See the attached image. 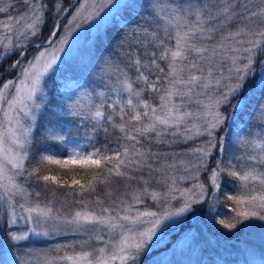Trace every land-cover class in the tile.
<instances>
[{
    "label": "snow or ice",
    "instance_id": "1",
    "mask_svg": "<svg viewBox=\"0 0 264 264\" xmlns=\"http://www.w3.org/2000/svg\"><path fill=\"white\" fill-rule=\"evenodd\" d=\"M20 2L26 5L23 14L0 21V234L12 242L5 264H35L30 251L20 250L30 236L69 232L87 239L57 244L52 249L56 255L45 253L43 264H147L144 257H151L156 239L179 222L176 218L218 214L225 173L240 182V193L227 197L238 210L233 222L218 223L231 231L243 221H264V0H140L125 5L138 10L143 24L133 31L150 37L154 50L145 52L150 59L133 52L134 58L120 67L106 58L101 72L117 74L111 94L95 93L97 103L89 93L87 106L71 95L64 101L65 116L92 123L88 147L75 145L67 158L46 149L31 170L26 162L33 156L36 113L45 101L51 103L44 78L55 70L69 36L113 0H79L78 6L67 7L66 0ZM12 7L0 6V13ZM34 39L43 43L33 44ZM30 47L35 52L26 59ZM132 68L134 78L127 70ZM13 72L17 74L6 78ZM257 92L260 99L250 118L261 127L254 133L248 121L247 131L237 121L252 104L249 94ZM233 128L238 133L229 141ZM112 130L120 133L115 147L107 140L101 147L91 143ZM202 137H207L203 143L182 152L153 150L154 145L171 148ZM48 138L60 144L66 140L54 130ZM230 143L242 154L230 152ZM45 164L66 172L79 169L92 173L91 178L82 182L73 175L69 183L41 175ZM61 189L63 196L58 195ZM42 191L50 196L42 198ZM21 221L25 230H14Z\"/></svg>",
    "mask_w": 264,
    "mask_h": 264
},
{
    "label": "rangeland",
    "instance_id": "2",
    "mask_svg": "<svg viewBox=\"0 0 264 264\" xmlns=\"http://www.w3.org/2000/svg\"><path fill=\"white\" fill-rule=\"evenodd\" d=\"M73 2L78 6L79 0H68V2H65V7ZM138 2L139 0H113V3L108 5L104 11L100 13V16L87 24H83L80 28L76 29L71 36H69V42L65 45V51L60 53L61 59L55 66V70L49 74H53L55 79L52 81L46 80L49 76L48 75L44 78V82L42 83L44 93L48 99L51 100V103L45 101L46 106L37 111L36 121L32 131L33 141H35V139H40V135L48 137L49 132L53 130L64 135L66 140L64 144H60L56 141L54 145H44L42 150H40V153L44 152L46 149H50L61 154L58 158H67L68 150L77 144L85 145L88 141L87 137L91 136L92 133V123L82 121V118L65 116L64 111H66V105L64 104V101L68 99L69 95H71L73 100L79 99L82 105L87 106L90 103L89 93H93L91 100L98 103L100 97L96 96L95 93L103 91L106 94H111L110 84L115 81L117 74L112 73L111 69H107L106 72H101V68L105 67L103 65L92 70L95 74L85 75V77L74 76L72 73L64 72L58 68H60L67 59L74 56L92 37L103 31L107 25L112 24L114 20L117 21L119 26L134 32L133 29L136 26L134 22L138 20L136 23L143 24L137 14L138 10H134L132 13L134 14L133 18L130 20L132 23L119 18V13L125 9V5ZM9 4H12L13 7L10 8L7 13H0V21L6 20L8 16L21 15L26 8V5L20 2V0H0V6L6 7ZM117 5L119 7H117ZM74 10L75 9L73 8L64 18L65 24L67 23V18L71 17ZM97 22H99V27L97 26ZM74 26L75 25H72L71 27ZM151 30H155V28ZM62 35H64L63 30L59 32V36ZM141 35L143 34H139L138 37ZM59 36L56 38L57 41ZM34 52L35 49L32 50L31 54L28 55L26 59L31 58ZM15 58V55L10 57L5 61L4 66L6 67L11 63H8L7 61H12ZM2 70L3 69L0 68V71ZM108 73L112 74L109 75ZM16 74V72L10 73L6 78H11ZM90 83H92L93 87L89 85ZM251 83L253 82L249 81V84ZM145 98L147 99L148 97L145 96ZM152 100L158 103L156 95ZM233 103H235V101H233ZM250 117L251 114H245L241 121H237L238 128H243L247 131L250 123L252 125L251 131L254 133L258 132L261 127L260 121L257 118ZM244 121H248L249 123H244ZM238 128H233L232 133L227 134L229 141H231L233 133H238ZM206 139L207 137H202L198 140L189 141L188 144L195 147L197 144L203 143ZM155 146L160 147L161 145ZM231 146L232 144L230 143V152H235L237 155L242 154L243 149L235 146L234 149L231 150ZM31 150L32 152L34 151L32 145ZM159 151L168 152L167 149ZM214 160L215 157L213 158V164ZM240 163L247 167L250 162L242 161ZM225 174L227 175V173ZM59 178L61 179V177ZM226 181L230 185L228 188L225 187L224 192L227 195H236L240 193L239 181L228 175ZM221 191L222 184L220 191L217 194L218 196ZM232 202L234 203V201ZM236 210L238 209L236 208ZM176 219L179 222L169 227L156 239L151 257H144L147 264H221V261L214 256L216 251L224 252L235 247L241 249V251L247 254L246 259L249 260V264H264V256L256 251V244L254 245L255 242L262 238V235L260 234H264V232L260 230L264 228V221L256 219L243 221V226L238 227V229L233 231V235H231L230 231L218 223V221L223 218L220 217L216 211H214L211 216L198 214L188 218L180 217ZM13 229L21 231L25 230L24 222H19L17 225L13 226ZM83 239H87V236L73 234L71 232L67 234H50L48 237L32 235L28 240L20 243V250L22 251L23 248L29 247L25 251H30L33 254L35 264H43L44 253L49 254V256L56 255L55 252H52V249H54L57 244H71ZM0 241H3V243H0V264H5V261L9 259L8 246L12 244V242L7 241L3 234H0ZM33 244L35 246L40 244L39 246L42 248L39 250L40 253L30 248ZM241 251L238 250L235 254L240 256L242 254ZM11 254L12 256L17 254L16 247L11 248ZM239 264H242V262Z\"/></svg>",
    "mask_w": 264,
    "mask_h": 264
},
{
    "label": "trees",
    "instance_id": "3",
    "mask_svg": "<svg viewBox=\"0 0 264 264\" xmlns=\"http://www.w3.org/2000/svg\"><path fill=\"white\" fill-rule=\"evenodd\" d=\"M49 3H51L50 0H48ZM68 2V0L66 1ZM140 2V1H139ZM136 9H125L120 14L121 19H125L126 21H129V23H132L130 21L131 18H133L134 14L132 12ZM49 15H51L49 13ZM138 18V17H137ZM138 21V20H137ZM136 21V22H137ZM134 22V24H137ZM148 27V25H144ZM155 25H151V29L155 28ZM48 27L45 26L43 36L46 37L48 35ZM134 32H131L129 30H126V28L120 27L116 22L108 25L103 31L97 33L94 37H92L85 45L80 48V50L72 57L67 59L59 70H62L64 72L72 73L74 76H83L89 75V74H95L92 70L103 65L106 58H110L112 64L119 65L120 67H126L129 60L134 57H130V53L136 52L141 55L143 59H150V57L145 56V52L151 53L153 48V43H150V37L146 35H139L133 34ZM33 43H43V39L37 40L34 39ZM34 48L30 47L29 54H31L32 50ZM27 58V57H26ZM10 63L11 61H7ZM161 66H164L163 63ZM129 72V75L134 78L136 75L135 69H127ZM53 76V75H52ZM87 79V77H86ZM93 87L92 83L89 84ZM149 93H145V96L149 97ZM152 98H154L155 94H151ZM249 98L252 100V104L249 105L248 112L246 114L252 113V106L255 105V103L260 99V96L257 92L255 97L249 95ZM245 104H248V101L245 102ZM92 135V133H91ZM120 136V133L118 130H112V135L105 137L104 134L101 132L96 138H94L91 143L95 144L97 147H101L106 140L111 141L112 147L116 146L117 143V137ZM56 141L50 140L45 135H40V139L33 141L32 147L34 149L33 156L30 159V161L26 162L29 170H31V167L36 164V159L39 156L40 150L44 147V145H54ZM89 145V141L86 142L85 147L87 148ZM193 147L191 144H178L171 148L161 145L160 147L153 146V150H162L167 149L168 152H182L186 148ZM234 148V145L230 147L232 150ZM41 175L44 174H52L57 175L58 177H61V180H67L69 183L71 182V177L73 175H76L77 179H81L82 182H86L87 179L91 178L92 173H84L82 170H75V171H64L58 168L56 165H48L45 164L42 166ZM226 175L224 174L222 176V191L219 194V208H218V215L225 220L226 223L233 222V217L235 216L234 209H229L228 205L233 206L232 200H229L227 197L228 195L224 192L225 187L228 188L230 185L226 181ZM125 183V181H119V185L121 186ZM31 187V186H30ZM54 187V186H53ZM64 189H61L58 193L59 196H63ZM98 192L101 196H103L104 189L101 187L98 189ZM42 198H47L50 196L49 192H43L41 193ZM148 204L151 202L148 201ZM240 226V224H239ZM264 226V225H263ZM238 229V227H237ZM228 230V229H227ZM236 230V229H234ZM234 230H228L230 231V234L233 235ZM264 232V228L261 229ZM260 241V242H259ZM256 244V245H255ZM257 250L260 255L264 256V234H262V238H260L257 242L254 243ZM255 248V249H256ZM238 251L236 248L227 250L226 252H219L218 254H215V257L221 261V264H239V259L242 264H249L246 258V254L241 252L242 254L240 256L236 255L235 252Z\"/></svg>",
    "mask_w": 264,
    "mask_h": 264
}]
</instances>
